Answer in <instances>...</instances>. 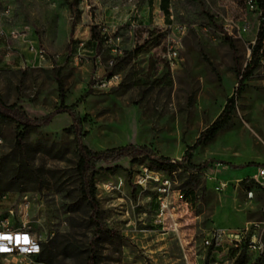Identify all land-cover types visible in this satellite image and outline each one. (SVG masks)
<instances>
[{"label":"rangeland","instance_id":"374dc122","mask_svg":"<svg viewBox=\"0 0 264 264\" xmlns=\"http://www.w3.org/2000/svg\"><path fill=\"white\" fill-rule=\"evenodd\" d=\"M72 1L0 0V100L42 119L60 106L64 91L84 144L94 151L130 147L128 155L96 164L101 220L117 235L96 234L88 220L74 173L75 132L68 112L26 131L0 117V178H16L23 146L45 174L41 188L5 192L8 200H32L35 230L43 245L54 248L52 264H85L89 255L97 264L224 261L227 255L203 246L209 231L264 221V66L256 63L241 85L238 74L252 60L260 18L245 0H171L170 15L159 0L152 5L148 0H79L71 10ZM230 21L248 26L228 33ZM93 26L113 42L93 39ZM169 42L180 52L173 68L165 57ZM31 46L44 49L45 59ZM78 53L90 62L77 63ZM105 71L119 73L120 84L97 87L95 78ZM233 96L230 121L194 150L191 165L167 171L153 161H181ZM145 166L171 178L178 231L169 228L170 218L166 229L154 223L156 189L134 183ZM228 259L229 264L264 263L246 252L230 253Z\"/></svg>","mask_w":264,"mask_h":264},{"label":"built area","instance_id":"2783aa9c","mask_svg":"<svg viewBox=\"0 0 264 264\" xmlns=\"http://www.w3.org/2000/svg\"><path fill=\"white\" fill-rule=\"evenodd\" d=\"M261 0H245L250 11L256 12L264 26V14L260 5ZM248 24L230 21L225 25L228 33H232L235 27L246 30ZM0 34H4L0 31ZM10 36L16 38L18 33L12 31ZM100 38L107 43L113 42L112 37H107L105 32H100ZM256 39L252 41L253 46ZM30 49L36 53L40 59H45L46 51L42 48L31 46ZM165 57L173 68L177 65L180 57L179 48L172 42L167 46ZM77 63L87 64L90 62L88 56L82 53L76 55ZM115 59L108 61L109 68L114 66ZM259 63L264 66V39L259 50ZM95 85L100 88H111L118 86L121 82V75L116 72H104L100 78H95ZM3 141L0 135V145ZM264 174V169H261ZM134 183L146 188L148 184H153L156 189V202L158 204L157 213L154 219L156 225L167 228V221L170 218L169 228L178 231V221L173 215L171 206V185L172 180L168 174L162 170L143 167L135 175ZM8 194L0 192V264H46L42 258L43 240L35 230L34 203L26 196L8 200ZM203 246L214 250L217 254L227 255L222 262L215 264H229L228 254L235 253L241 255L242 252L254 253L264 259V221H253L242 228H214L203 238ZM221 250V251H219ZM186 264H191L188 260ZM234 264V262L232 263ZM264 264V263H263Z\"/></svg>","mask_w":264,"mask_h":264},{"label":"trees","instance_id":"16d2710c","mask_svg":"<svg viewBox=\"0 0 264 264\" xmlns=\"http://www.w3.org/2000/svg\"><path fill=\"white\" fill-rule=\"evenodd\" d=\"M79 0H73L69 3L71 10H75L78 6ZM149 4H153V0H148ZM170 3L171 0H160V8L166 15H170ZM263 14H264V0L260 2ZM74 22L72 27V32L74 30ZM91 37L98 40L100 34L95 26L91 27ZM225 39L229 42L231 47L235 49L232 37L225 32ZM264 39V26L259 30L257 34L256 44L252 48V60L249 62L244 70L239 71L240 76L239 85H241L244 80L249 77L256 63H259V50L263 44ZM138 48L136 51H139ZM61 90L63 89L62 83H60ZM61 104L54 111L46 115L44 118H30L25 112L16 110L13 106L7 105L0 100V117L17 123L24 131L26 130H36L42 126L50 124L53 116L57 113L68 112L73 120L74 132H75V147H76V160L74 162V173L78 179L79 183V194L82 200L89 208L88 220L90 224L95 226V233H101L103 231L107 232L111 236H116L117 232L113 229H107L104 227L101 215L102 211L100 209V202L96 196V182L95 176L98 172L96 164L98 162H112L118 160L126 155H128L131 150L130 147H122L118 149H107L105 151H94L86 144L82 142L81 130L78 127L79 118L75 115L71 106L65 103V93L61 92L60 95ZM236 105V97H231L223 111L219 116L212 122V124L204 130L195 143L188 147L186 154L179 162H172L165 157H152L153 161L156 162L160 168L163 170L170 171L173 168L182 165H191L193 152L196 148L203 145L204 143L210 141L231 119L233 110ZM21 137L24 134L20 133ZM54 145H57L55 142ZM28 150L23 146L20 159V172L17 174L16 178L10 179L8 177L0 178V192L8 191H27L35 190L41 188L45 181V174L38 169L34 162L30 160L27 156ZM54 248L48 245H43L41 258L46 264H52L54 257ZM85 264H97L94 255H89Z\"/></svg>","mask_w":264,"mask_h":264},{"label":"crops","instance_id":"0c3cea01","mask_svg":"<svg viewBox=\"0 0 264 264\" xmlns=\"http://www.w3.org/2000/svg\"><path fill=\"white\" fill-rule=\"evenodd\" d=\"M154 1L155 0H153V3H154ZM160 1V0H159ZM159 7H160V3H159ZM161 9V8H160ZM155 207H156V210H157V208H158V204H157V202H156V199H155ZM155 223V222H154ZM158 226H160V225H158Z\"/></svg>","mask_w":264,"mask_h":264}]
</instances>
